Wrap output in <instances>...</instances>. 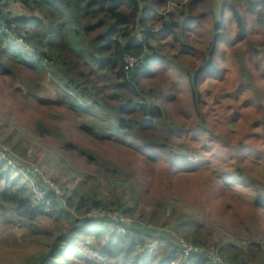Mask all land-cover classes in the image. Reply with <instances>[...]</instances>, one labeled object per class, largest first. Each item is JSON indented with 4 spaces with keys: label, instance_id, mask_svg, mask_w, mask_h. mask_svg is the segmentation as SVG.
I'll return each instance as SVG.
<instances>
[{
    "label": "trees",
    "instance_id": "obj_1",
    "mask_svg": "<svg viewBox=\"0 0 264 264\" xmlns=\"http://www.w3.org/2000/svg\"><path fill=\"white\" fill-rule=\"evenodd\" d=\"M16 5L28 15L15 13ZM228 22L236 27L238 43L248 38L251 26L264 30V0H0V72L10 76L20 72L24 77L31 74L37 78L36 83L49 82L70 112L87 117L83 125L87 136L111 140L122 132L164 155L177 172L197 171L193 162L186 161L187 156L182 158L173 149L186 147L190 130H209L199 111L201 83L206 78L215 79L220 72L217 60L223 59L224 52L220 41L229 39ZM169 45L177 53L163 51ZM140 56L145 58L144 66L129 69L126 59ZM241 61L245 64L243 58ZM241 69L244 88H253L252 73L244 65ZM150 81L153 83L147 85ZM186 87L190 96H178ZM146 92L159 93L161 103L149 100ZM261 131L264 139V122ZM80 153L107 176H119L117 166L100 162L103 160L87 152ZM28 155L21 154L20 160L7 154L13 165L0 156V216L8 227L24 226V222L25 226H33L39 218L49 216L66 222L68 229L59 230L55 236L60 245L56 257L61 262L172 264L180 260L178 264H211L206 256H181L178 241L155 228L134 225L120 237L113 224L87 219L92 210L111 205L83 182L70 189L56 178H48L33 162L63 193L61 199L45 187L51 204L47 214L35 200L32 184L40 186L42 180L28 173ZM233 178L243 187H259L254 204L262 224L264 183L252 180L243 168L229 179ZM229 187L226 184L224 190ZM113 206L120 208L122 201H114ZM227 207L225 201L223 210ZM130 211L124 212L131 217ZM178 228L188 241L231 255L232 264H264L259 242L241 249L221 238L205 242L200 240L205 236L203 227L188 223L183 216ZM192 231L198 236L190 238ZM90 239L100 251L96 259L84 251ZM51 260L58 264L50 258L41 264H53Z\"/></svg>",
    "mask_w": 264,
    "mask_h": 264
},
{
    "label": "rangeland",
    "instance_id": "obj_2",
    "mask_svg": "<svg viewBox=\"0 0 264 264\" xmlns=\"http://www.w3.org/2000/svg\"><path fill=\"white\" fill-rule=\"evenodd\" d=\"M13 10L28 15L18 5ZM227 27L229 39L220 41L223 59L217 60L220 72L215 79L206 78L201 83L199 111L209 130H190L186 147L173 149L182 158L187 156L186 161L193 162L197 171L177 172L164 155L122 132L111 140L87 136L83 130L86 116L70 112L49 82L36 83V77H24L20 72L17 76L0 72V156L8 159L10 154L21 160V154L28 152L27 158L32 161L28 162L38 164L48 178H56L70 189L83 182L112 207L114 201H122L120 211L132 210L133 215L126 217L132 224L149 222L154 230L179 239V243L181 238L188 241L178 228L181 216L203 227L205 236L200 240L205 242L221 238L240 249L259 242L264 263V215L261 224L254 204L259 187H243L237 179H229L243 168L252 180L264 183V30L251 26L248 38L238 43L236 27ZM162 49L177 53L170 45ZM242 65L253 75V88H244ZM145 94L149 100L161 103L159 93ZM178 96H190L188 88ZM208 143L213 146L205 147ZM3 148L8 150L5 155ZM82 151L117 166L119 176H107ZM226 184L230 187L224 190ZM224 199L228 202L225 210ZM113 213L118 212L109 214ZM3 220L0 216V264H41L46 258L67 264L56 257L60 245L55 238L59 230L68 229L66 222L49 216L39 218L33 226H25L24 222V226L8 227ZM189 234L190 238L198 236V232ZM87 243L84 251L96 259L100 253L96 242L90 239Z\"/></svg>",
    "mask_w": 264,
    "mask_h": 264
},
{
    "label": "built area",
    "instance_id": "obj_3",
    "mask_svg": "<svg viewBox=\"0 0 264 264\" xmlns=\"http://www.w3.org/2000/svg\"><path fill=\"white\" fill-rule=\"evenodd\" d=\"M145 63L146 61H145L144 56H140L138 58L128 57L126 59V64L128 65V68L131 70L141 68L144 66ZM1 152L3 155H5L8 153V150L3 148ZM7 160L10 165H13L9 157ZM29 165H30V168L28 169V173H31L34 175L36 174L42 180V185L40 186L32 184L33 189H34V196H35L36 203L42 204L45 207L47 214H49L51 212V208H50L51 204L49 200L46 199L47 193H46L45 187L53 191L56 195L60 196L61 199L63 198L62 190L55 182L45 177L38 166L32 163H29ZM63 204L66 205V202L63 201ZM120 210L121 208L116 207V206L95 209V210H92L87 215L86 218L92 221H102V222H109L113 224L115 227H118L117 233L120 237H122V236L127 235V228L134 226L135 223L132 224V222L128 218H126L128 216L126 215L124 210L122 211ZM113 211H116L118 213L109 214ZM103 213L108 214V215H103ZM141 227L147 230L154 229L152 225H148V224H143L141 225ZM178 244H179L178 253L185 258H188L193 254H197L201 256H206V258L211 262V264H232L230 255L222 254L220 253V251H218L214 247H209L208 249H205L203 246L194 244L192 242L185 241L182 238L180 239V243L178 239ZM172 264H178V263L177 261H174Z\"/></svg>",
    "mask_w": 264,
    "mask_h": 264
},
{
    "label": "clouds",
    "instance_id": "obj_4",
    "mask_svg": "<svg viewBox=\"0 0 264 264\" xmlns=\"http://www.w3.org/2000/svg\"><path fill=\"white\" fill-rule=\"evenodd\" d=\"M94 222H99V221H94Z\"/></svg>",
    "mask_w": 264,
    "mask_h": 264
}]
</instances>
